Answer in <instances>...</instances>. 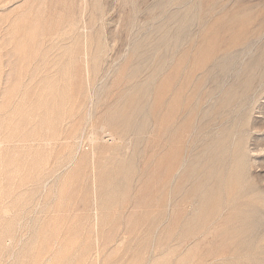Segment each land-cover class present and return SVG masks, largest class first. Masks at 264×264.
Returning a JSON list of instances; mask_svg holds the SVG:
<instances>
[{"label":"rangeland","instance_id":"rangeland-1","mask_svg":"<svg viewBox=\"0 0 264 264\" xmlns=\"http://www.w3.org/2000/svg\"><path fill=\"white\" fill-rule=\"evenodd\" d=\"M202 262L264 264V0H0V264Z\"/></svg>","mask_w":264,"mask_h":264},{"label":"bare ground","instance_id":"bare-ground-1","mask_svg":"<svg viewBox=\"0 0 264 264\" xmlns=\"http://www.w3.org/2000/svg\"><path fill=\"white\" fill-rule=\"evenodd\" d=\"M212 1H213V0H212ZM214 3H215V1H214ZM210 4H211V3H210ZM209 6H210V5H209ZM225 6H226V5H225ZM225 12H226V11H225ZM243 12H245V11H243ZM218 13H219V11H218ZM218 13H217V14H218ZM223 13H224V12H223ZM251 13H252V12H251ZM183 14H184V13H183ZM209 14H210V13H209ZM221 14H222V13H221ZM228 14H229V13H228ZM252 14H253V13H252ZM186 15H188V14H186ZM226 15H227V14H226ZM226 15H225V16H226ZM192 16H193V15H192ZM237 16H238V15H237ZM237 16H236V17H237ZM226 17H228V15H227ZM214 18H215V17H214ZM189 19H190V18H189ZM193 19H194V18H193ZM195 19H196V18H195ZM204 19H205V18H204ZM176 20H177V19H176ZM206 20H207V19H206ZM188 21H189V20H188ZM211 22H212V21H211ZM185 23H186V22H185ZM203 24H204V23H203ZM207 24H208V23H207ZM207 24H206V25H207ZM209 24H210V23H209ZM209 24H208V26H209ZM221 25H222V24H221ZM32 27H33V26H32ZM203 27H204V26H203ZM33 28H35V27H33ZM182 28H184V27L182 26ZM187 28H188V27H187ZM204 28H205V27H204ZM217 28H218V26H217ZM217 28H216V29H217ZM32 31H33V30H32ZM34 32H35V31H34ZM163 32H164V31H163ZM167 32H168V31H167ZM179 32H180V31H179ZM187 32H188V31H187ZM214 32H215V30H214ZM171 33H172V32H171ZM183 33H185V32H183ZM183 33H181V34H183ZM211 33H212V32H211ZM164 34H165V33H164ZM181 34H180V35H181ZM199 34H200V33H199ZM208 36H209V35H208ZM33 37H34V36H33ZM156 37H157V36H156ZM179 37H180V36H179ZM188 37H189V36H188ZM208 38H209V37H208ZM155 39H156V38H155ZM187 39H188V38H187ZM206 39H207V38H206ZM157 40H158V39H157ZM181 40H182V39H181ZM167 41H168V40H167ZM189 41H190V40H189ZM195 42H196V41H195ZM236 42H237V41H236ZM181 43H182V42H181ZM196 43H197V42H196ZM23 44H24V43H23ZM188 44H189V43H188ZM145 45H146V44H145ZM182 45H183V43H182ZM184 46H185V44H184ZM188 46H189V45H188ZM252 46H253V45H252ZM193 47H194V46H193ZM178 48H179V47H178ZM178 48H177V50H178ZM147 49H148V48H147ZM171 49H172V48H171ZM174 50H176V48H175ZM177 50H176V51H177ZM195 50H196V49H195ZM31 51H32V50H31ZM182 51H183V49H182ZM138 52H139V51H138ZM193 52H194V51H193ZM139 53H140V52H139ZM141 53H142V52H141ZM162 53H163V52H162ZM173 53H174V52H173ZM177 53H178V52H176V54H177ZM174 54H175V53H174ZM176 54H175V55H176ZM137 55H138V54H137ZM168 55H169V54H168ZM172 56H173V55H172ZM144 57H145V56H144ZM175 57H176V56H175ZM189 57H190V56H189ZM142 58H143V57H142ZM170 59H171V56H170ZM172 59H175V60H176V58H174V57H173ZM172 59H171V60H172ZM140 60H141V59H140ZM173 61H174V60H173ZM188 61H189V60H188ZM191 61H192V60H191ZM168 62H169V61H168ZM166 64H167V63H166ZM164 66H165V65H164ZM168 66H169V65H167V67H168ZM170 66H171V65H170ZM185 66H186V65H185ZM165 67H166V66H165ZM210 67H211V66H210ZM169 68H170V67H169ZM220 68H221V67H220ZM139 69H140V68H139ZM162 69H163V68H162ZM216 69H217V68H216ZM152 70H153V69H152ZM166 70H167V69H166ZM187 70H188V69H187ZM165 72H166V71H165ZM147 73H148V72H147ZM147 73H146V75H147ZM149 73H150V71H149ZM201 73H202V72H201ZM164 74H165V73H163V75H164ZM186 74H187V73H186ZM218 74H219V72H218ZM146 75H145V76H146ZM208 75H209V74H208ZM159 76H160V75H159ZM209 76H210V75H209ZM209 76H208V77H209ZM161 77H162V76H161ZM180 77H181V76H180ZM146 79H147V78H146ZM147 81H148V79H147ZM153 81H154V80H153ZM154 82L156 83V81H154ZM195 82H196V81H195ZM135 83H136V81H135ZM129 86H130V85H129ZM140 86H141V85H140ZM146 86H147V85H146ZM154 86H155V85H154ZM144 88H145V86H144ZM146 88H147V87H146ZM48 89H50V88H48ZM189 89H190V88H189ZM172 90H173V89H172ZM53 93H54V92H53ZM183 93H184V92H183ZM62 94H63V93H62ZM61 96H62V95H61ZM64 96H65V95H64ZM153 96H154V95H153ZM183 96H184V95H183ZM196 98H197V97H196ZM198 99H199V98H198ZM184 100H185V98H184ZM182 101H183V100H182ZM197 101H198V100H197ZM197 101H196V102H197ZM182 103H183V102H182ZM192 104H193V103H192ZM194 104H195V103H194ZM49 105H50V104H49ZM49 105H48V106H49ZM82 105H83V104H82ZM134 105H135V104H134ZM148 105H149V104H148ZM62 106H63V105H62ZM179 106H180V105H179ZM190 106H191V105H190ZM210 106H211V105H210ZM124 109H125V108H124ZM149 109H150V108H148V110H149ZM181 109H182V108H181ZM183 109H184V108H183ZM188 109H190V108H188ZM208 109H209V108H208ZM176 110H177V109H176ZM235 110H236V109H235ZM177 111H178V110H177ZM121 112H122V111H121ZM225 113H226V112H225ZM232 113H233V112H232ZM167 114H168V113H167ZM186 114H187V113H186ZM114 115H116V114H114ZM149 115H150V114H149ZM48 116H49V115H48ZM159 116H160V115H159ZM183 116H185V114H184ZM183 116H182V118H183ZM219 117H220V116H219ZM184 118H185V117H184ZM203 118H204V117H203ZM108 121H109V120H108ZM181 121H182V120H181ZM176 122H177V120H176ZM176 122H175V125H176V124L178 125L179 123H176ZM182 123H183V122H182ZM159 124H160V126H161V127H159V129H166V131H168V129H169L170 126H171L169 120H165L164 118H161V119H160V123H159ZM195 125H196V123H195ZM237 125H238V124H237ZM139 126H140V124H139ZM224 126H225V125H224ZM172 127H174V125H173ZM128 128H129V127H128ZM231 128H232V127H231ZM216 130H217V129H216ZM171 131H172V129H171ZM236 131H237V130H236ZM247 131H248V130H247ZM72 132H73V131H72ZM168 132H169V131H168ZM192 132H193V131H192ZM108 133L110 134V132H108ZM90 134H91V133H90ZM132 134H133V133H132ZM243 134H244V133H243ZM110 135H111V138H112V137H113L112 133H111ZM167 135H168V134H167ZM174 135H175V134H174ZM238 135H239V134H238ZM240 135H241V134H240ZM89 136H90V135H89ZM106 136H108V135L106 134ZM191 136H192V135H191ZM207 136H208V135H207ZM242 136H243V135H242ZM242 136H241V137H242ZM67 137H68V136H67ZM69 137H70V136H69ZM93 137H95V136H93ZM114 137H115V136H114ZM130 137H131V136H130ZM170 137H171V136H170ZM70 138H73V137H70ZM70 138H69V139H70ZM88 138H89V137H88ZM95 138H96V137H95ZM107 138H108V137H107ZM67 139H68V138H67ZM91 139H92V138H91ZM91 139H90V140H91ZM96 139H97V138H96ZM114 139H115V138H114ZM246 139H247V138H246ZM119 140H120V139H119ZM189 140H190V138H189ZM200 140H201V139H200ZM233 140H234V138H233ZM242 140H243V139H242ZM92 141H93V139H92ZM109 141H110V140H109ZM206 141H207V140H206ZM243 141H244V140H243ZM220 142H221V141H220ZM238 142H239V141H238ZM245 142H246V141H245ZM226 143H227V142H226ZM240 143H243V142L240 141ZM186 144H187V143H186ZM230 144H231V143H230ZM210 145H211V144H210ZM215 145H216V144H215ZM220 145H221V144H220ZM220 145H219V146H220ZM223 145H224V144H223ZM225 145H226V144H225ZM232 146H233V145H232ZM232 146H231V147H232ZM226 147H227V145H226ZM208 148H211V147H208ZM222 148H223V147H222ZM222 148H221V149H222ZM236 148H237V147H236ZM125 149H126V148H125ZM125 149H124V150H125ZM140 149H141V148H140ZM191 149H192V148H191ZM211 149H212V148H211ZM223 149H224V152H225V153L228 152V151L225 150V147H224ZM223 149H222V151H223ZM151 150H152V149H151ZM151 150H150V151H151ZM153 150H154V148H153ZM192 150H194V149H192ZM219 150H220V149H219ZM239 151L241 152L240 149H238V152H239ZM242 151H243V150H242ZM185 152H186V151H185ZM193 152H194V151H193ZM148 153H149V152H148ZM225 153H224V154H225ZM234 153H235V152H234ZM236 153H237V152H236ZM197 154H198V153H197ZM200 154H201V153H200ZM218 154H219V153H218ZM221 154H222V153H221ZM177 155H178V154H177ZM189 155H190V153H189ZM222 155H223V154H222ZM234 155H235V154H234ZM92 156H93V155H92ZM141 156H142V155H141ZM185 156H186V155H185ZM191 156H192V154H191ZM197 156H198V155H197ZM232 156H233V155H232ZM245 156H246V155H245ZM128 157H129V156H128ZM204 157H205V156H204ZM206 157H207V156H206ZM223 157H224V155H223ZM233 157H234V156H233ZM233 157H232V158H233ZM79 158H80V157H79ZM79 158H78V159H79ZM138 158H139V157H138ZM140 158H141V157H140ZM180 158H181V157H180ZM180 158H178V160H174L173 165L177 167V170H181V171H180V174L182 175V178L185 179V181L190 182V183L192 184L193 188L191 187V189H190L189 192H188V190H187L186 192H183V193L181 194V197L178 198L177 196H179V194L183 191V188H184V185H185V184L182 183V184H183V185H182V184L176 183V184H177V185L175 186L176 189L174 190V192H175L174 194H175V197H176V207H178V206L181 204V202L179 201V199H181L182 201H183V200H184V201H187L188 199L190 200V198H191L192 196H196V198H199V199H198L199 202H201V201H203L204 199H206L209 195H211V194L214 192L210 187H207L208 185H206V182H208L207 180H209V179H211V178L213 179V178H215V176H217V174L215 175V173H216V172H215V168L213 169V168L211 167V165H209V164L204 165V166H201V163L195 164V162L192 160L193 157H192V159H190V158H188V157H186V158L183 157L182 159H180ZM199 158H200V157H199ZM202 158H203V157H202ZM215 158H216V156H215ZM221 158H222V157H221ZM221 158H219V159H221ZM236 158H237V157H236ZM249 158H250V157H249ZM224 159H225L224 162H226L227 159H226V158H224ZM224 159H223V160H224ZM230 159H231V158H230ZM230 159H229V160H230ZM74 160H75V159H74ZM141 160H142V159H141ZM194 160H196V159H194ZM231 160H232V159H231ZM240 160H241V159H240ZM244 160L246 161L245 158H244ZM244 160H243V161H244ZM245 161H244V162H245ZM77 162H78V161H77ZM138 162H139V161H138ZM218 162H219V161H218ZM222 162H223V161H222ZM222 162H221V163H222ZM232 162H233V161H232ZM232 162H231V163H232ZM241 162H242V160H241ZM244 162H243L242 164H244ZM114 163H115V162H114ZM214 163H215V161H214ZM233 163L236 164L235 161H234ZM233 163H232V164H233ZM246 163L248 164V161H247ZM246 163H245V164H246ZM104 164H105V163H104ZM217 164H218V163H217ZM67 165H68V164H67ZM128 165H129V163H128ZM218 165H220V163H219ZM218 165H217V166H218ZM224 165H225V164H224ZM227 165H230V164H227ZM102 166H103V165H102ZM113 166H114V165H113ZM113 166H112V167H113ZM125 166H127V165H125ZM114 167H115V166H114ZM130 167H131V166H130ZM213 167H214V166H213ZM222 167H223V164H222ZM222 167L220 166L221 169H222ZM225 167H227V166H224V169H226ZM240 167H241V166H240ZM242 167H244V166H242ZM80 168H81V167H80ZM127 168H128V166H127ZM127 168H124V169H127ZM217 168H218V167H217ZM245 168H246V167H245ZM83 169H84V168H83ZM100 169H101V167H100ZM116 169H118V168H116ZM116 169H114V170H116ZM120 169H121V168H120ZM120 169H119V170H120ZM124 169H121V170H124ZM128 169H129V168H128ZM128 169H127V171L124 170V171H126L127 175H128V172H129ZM138 169H139V168H138ZM218 169H219V168H218ZM221 169H220V170H221ZM228 169H229V168H228ZM248 169H249V168H248ZM107 170H108V169H107ZM111 170H112V169H111ZM124 171H122V172H124ZM130 171H131V170H130ZM140 171H141V170H140ZM218 171H219V170H218ZM104 172H105V171H104ZM111 172H112V171H111ZM113 172H115V171H113ZM117 172H118V171H117ZM122 172H120V173H118V174L121 175ZM225 172H226V171H225ZM176 173H177V172H176ZM176 173H175V174H176ZM246 173H247V171H246ZM79 174H80V173H79ZM108 174H109V173H108ZM111 174H112V173H111ZM138 174H139V173H138ZM175 174H174V177L176 176ZM74 175H75V174H74ZM104 175H106V174H104ZM104 175H103V176H104ZM122 175H123V174H122ZM124 175H125V174H124ZM124 175H123L122 177H125ZM245 175H246V174H245ZM245 175H244V176H245ZM250 175H251V174H250ZM178 176H179V175H178ZM201 176L204 177V178H201ZM109 177H110V176H108L107 178L109 179ZM115 177H116V175H115ZM117 177H118V175H117ZM111 178H112V177H111ZM119 178H120V176H119ZM125 178H127V177H125ZM176 178H177V177H176ZM227 178H228V177L226 176V179H227ZM244 178H245V177H244ZM93 179H94V178H93ZM98 179H99V178H98ZM100 179H101V178H100ZM104 179H105V178H104ZM115 179H116V178H115ZM174 179H175V178H174ZM105 180H106V179H105ZM119 180H120V179H119ZM119 180H118V181H119ZM122 180H124V178H123ZM142 180H143V178H142ZM246 180H247V179H246ZM251 180H253V179H251ZM100 181H102V180H100ZM107 181H108V180H106V183L104 182V184H107ZM118 181L116 180V182H118ZM126 181H127V180H126ZM126 181H125V182H126ZM174 181H175V180H174ZM174 181H173V182H174ZM222 181H223V180H222ZM125 182H123V184H124ZM177 182H178V181H177ZM211 182H212V180H211ZM211 182H210V183H211ZM92 183H93V181H92ZM121 183H122V182H121ZM169 183H171V182L169 181ZM210 183H209V184H210ZM224 183H225V185H224L223 187L226 186V183H227V182L224 181ZM224 183H223V184H224ZM102 184H103V183H102ZM102 184H101V185H102ZM116 185H118V184H116ZM116 185H115V186H116ZM125 185H127V184H124V186H125ZM167 185H168V184H167ZM187 185H188V184H187ZM95 186H96V185H95ZM127 186H128V185H127ZM132 186H133V185H132ZM164 186H165V185H164ZM87 187H88V186H87ZM102 187H103V185H102ZM106 187H107V186H106ZM121 187H122V186H121ZM173 187H174V186H173ZM242 187H243V186H242ZM80 188H81V187H80ZM103 188H105V187H103ZM116 188H117V187H116ZM124 188H126V187H124ZM163 188L166 189V186L163 187ZM163 188H162V189H163ZM170 188H172V187H170ZM186 188H187V186H186ZM227 188H228V187H227ZM244 188H245V187H244ZM85 189H86V188H85ZM118 189H119V188H118ZM184 189H185V188H184ZM239 189H240V188H239ZM241 189L244 190L243 188H241ZM241 189H240V190H241ZM102 190H103V189H102ZM111 190L113 191L114 189H111ZM120 190H121V188H120ZM171 190H172V189H170V191H171ZM224 190H225V189H224ZM224 190H223V191H224ZM240 190H238V191L240 192ZM246 190H248V189H246ZM164 191H165V190H163V192H164ZM223 191H222V192H223ZM82 192H83V191H82ZM89 192H90V191H89ZM99 192H100V191H99ZM101 192H102V191H101ZM116 192H117V190H116ZM121 192H122V191H121ZM126 192H127V191H126ZM163 192H160V193H163ZM226 192H227V190H226L224 193H226ZM236 192H237V191H236ZM245 192H246V191H245ZM131 193H132V192H131ZM241 193H242V192H241ZM121 194H122V193H121ZM226 194H227V193H226ZM226 194H223V195L226 196ZM242 194H243V193H242ZM244 194H245V193H244ZM244 194H243V195H244ZM248 194H249V193H248ZM237 195H238V194H237ZM239 195H240V193H239ZM245 195H246V194H245ZM86 196H87V195H86ZM97 196H98V195H97ZM127 196H128V195H127ZM127 196H126V197H127ZM159 196L162 197V195H159ZM220 196H221V194H220ZM232 196H233V195H232ZM232 196H231V197H232ZM121 197H123V196H121ZM171 197H172V196H171ZM171 197H170V198H171ZM234 197H235V196H234ZM238 197H239V196H236V199H237ZM112 198H113V197H112ZM220 198H221V197H219V198L217 199V201H219ZM228 198H229V197H228ZM228 198H227V199H228ZM232 198H233V197H232ZM134 199H135V198H134ZM156 199H157V198H156ZM156 199H155V200H156ZM158 199H160V198H158ZM165 199H166V198H165ZM171 199H172V198H171ZM194 199H195V198H194ZM223 199H224V198H223ZM233 199H234V198H233ZM241 199H242V197H241ZM173 200H174V199H173ZM220 200H221V199H220ZM225 200H226V199H225ZM238 200H239V198H238ZM159 201H160V200H159ZM226 201H227V200H226ZM233 201L236 202V200H233ZM233 201H231V199H230V202H231V203H232ZM239 201H240V200H239ZM239 201H238V202H239ZM133 202H134V201H133ZM167 202H169V201H166V200H165L164 204H165V203L168 204ZM170 202H171V201H170ZM194 202H195V201H194ZM234 202H233V203H234ZM238 202H237V203H238ZM245 202H246V201H245ZM158 203H159V202H158ZM183 203H184V202H183ZM183 203H182V204H183ZM191 203H192V202H191ZM191 203H190V204H191ZM195 203H196V202H195ZM197 203H198V201H197ZM233 203H232V204H233ZM237 203H235V204H237ZM219 204H220V203H219ZM222 204H223V203H222ZM224 204H225V203H224ZM227 204H229V203H227ZM227 204H226V205H227ZM235 204H234V205H235ZM240 204H242V203H240ZM248 204H249V203H248ZM248 204H247V205H248ZM159 205H160V204H159ZM247 205H246V207H247ZM149 206H150V204H149ZM167 206H168V205H167ZM235 206H236V205H235ZM108 207H109V206H108ZM169 207H170V206H169ZM169 207H168V208H169ZM222 207L225 208V206H222ZM222 207H221V205H220V208H222ZM163 208H165V206H164ZM166 208H167V207H166ZM193 208H194V207H192V209H193ZM229 208H230V207H229ZM171 209H172V208H171ZM176 209H177V208H176ZM196 209H197V208H196ZM222 209H223V208H222ZM222 209H221V210H222ZM225 209H227V208H225ZM160 210H161V209H160ZM162 210H163V209H162ZM162 210H161V211H162ZM166 210H167V209H166ZM174 210H175V209H174ZM198 210H199V209H198ZM221 210H220V212H221ZM223 210H224V209H223ZM246 210H247V209H246ZM163 211H164V210H163ZM169 211H170V210H169ZM169 211H168V212H169ZM183 211H184V210H183ZM224 211H225V210H224ZM224 211H223V212H224ZM244 211H245V209H244ZM96 212H97V211H96ZM141 212H142V211H141ZM168 212H167V213H168ZM174 212H175V211H174ZM188 212H189V211H188ZM191 212H192V211H191ZM191 212H189V213L191 214ZM195 212L197 213V211H195ZM238 212L240 213V211H238ZM242 212H243V211H242ZM251 212H253V211H251ZM251 212L249 213L250 216H251ZM175 213H176V212H175ZM215 213H216V212H215ZM256 213H257V212H256ZM158 214H159V213H158ZM158 214H157V217H158ZM169 214H170V213H169ZM187 214H188V213H187ZM187 214H186V217H187ZM190 214H189V215H190ZM249 214L244 215V216H248ZM95 215H96V214H95ZM163 215H164V214H163ZM257 215H258V214H257ZM166 216H167V215H166ZM166 216H165V217H166ZM192 216H193V214H192ZM208 216H209V215H208ZM208 216H207V217H208ZM220 216H223L222 213L220 214ZM250 216L247 217V218H248V221H249ZM252 216H253V213H252ZM255 216H256V215H255ZM255 216H254V218H255ZM161 217H162V215H161ZM161 217H160V218H161ZM168 217H169V216H168ZM198 217H199V216H198ZM239 217H240V216H239ZM258 217H259V216H258ZM139 218H140V217H139ZM171 218H172V217H171ZM214 218H215V217H214ZM214 218H213V219H214ZM244 218H246V217H244ZM244 218H243V219H244ZM247 218H246V219H247ZM251 218H252V217H251ZM251 218H250V219H251ZM256 218H257V217H256ZM94 219H95V218H94ZM205 219H206V218H205ZM123 220H124V219H123ZM166 220H167V219H166ZM166 220H165V221H166ZM215 220H217V218H216ZM239 220H240V219H239ZM124 221H125V220H124ZM159 221H160V219H159ZM165 221H164V222H165ZM219 221H221V220H219ZM250 221H251V220H250ZM94 222H95V221H94ZM138 222H139V221H138ZM170 222H171V221H170ZM183 222H184V221H183ZM183 222H182V223H183ZM198 222H199V221H198ZM155 223H156V222H155ZM206 223H207V222H206ZM211 223H212V221H211ZM234 223H235V222H234ZM234 223H233V224H234ZM251 223H252V222H251ZM251 223H250V225H251ZM253 223H254V222H253ZM124 224H125V223H124ZM148 224H149V223H148ZM151 224H152V223H151ZM151 224H150V225H151ZM204 224H205V223H204ZM241 224H242V223H241ZM255 224H256V223H255ZM170 225H171V224H170ZM190 225H192V224L190 223ZM207 225H208V224H207ZM207 225H206V226H207ZM247 225H249V224H246V226H247ZM124 226H125V225H124ZM135 226H136V225H135ZM155 226H157V224H156ZM180 226H181V225H180ZM192 226H193V225H192ZM192 226H191V228H190V232L193 230ZM200 226H201V225H200ZM231 226H232V225H231ZM237 226H238V225H237ZM256 226H257V225H256ZM193 227H194V226H193ZM228 227H229V226H228ZM228 227H227V228H228ZM90 228H91V227H90ZM205 228H206V227H205ZM205 228H204L203 232H204L205 230H207V229H205ZM212 228H213V226H212ZM212 228H211V229H212ZM227 228H226V229H227ZM248 228H251V227H248ZM112 229H113V228H112ZM144 229H145V228H144ZM157 229H158V228H157ZM228 229H230V228H228ZM246 229H247V227H246ZM246 229H245V230H246ZM251 229H252V228H251ZM110 230H111V229H110ZM181 230H182V229H181ZM187 230H188V229H187ZM234 230H235V229H234ZM237 230H238V229H237ZM243 230H244V229H243ZM254 230H255V229H254ZM88 231H89V229H88ZM127 231H128V230H127ZM194 231H195V230H194ZM209 231H210V229H209ZM226 231H227V230H226ZM229 231H230V230H229ZM156 232H157V231H156ZM205 232H206V231H205ZM224 232H225V230H224ZM227 232H228V231H227ZM129 233H130V232H129ZM178 233L180 234L179 231H178ZM181 233H183V230H182ZM186 233H187V232H186ZM193 233H194V232H193ZM206 233H207V232H206ZM235 233H236V232H235ZM235 233H234V234H235ZM238 233H239V232H238ZM161 234H163V232H162ZM179 234H178V235H179ZM194 234H195V233H194ZM204 234H205V233H203V235H204ZM239 234H240V233H239ZM95 235H96V234H95ZM122 235H123V234H122ZM164 235H165V234H164ZM180 235H182V234H180ZM201 235H202V233H201ZM226 235H227V234H226ZM108 236H109V235H108ZM117 236H118V235H117ZM191 236L193 237V235H191ZM191 236H190V238H191ZM199 236H200V235H199ZM235 236H236V235H235ZM120 237H121V236H120ZM161 237H162V236H161ZM176 237H177V236H176ZM194 237H195V236H194ZM241 237H242V236H241ZM245 237H246V236H245ZM245 237H243V241H244V238H245ZM99 238H100V237H99ZM179 238H180V237H179ZM185 238H186V236H185ZM185 238H184V241L186 240ZM218 238H219V237H218ZM188 239H189V238H188ZM193 239H194V238H193ZM193 239H192V240H193ZM237 239H238V238H237ZM239 239H241V238H239ZM161 240H162V239H161ZM174 240H175V239H174ZM176 240H178V239H176ZM179 240H180V239H179ZM194 240H195V239H194ZM229 240H230V239H229ZM233 240H234V239H233ZM245 240H246V239H245ZM182 241H183V239H182ZM195 241H196V240H195ZM226 241H227V240H226ZM231 241H232V240H231ZM249 241H250V240H249ZM189 242H190V241H189ZM239 242H240V240H239ZM146 243H147V242H146ZM179 243H180V242H179ZM192 243H193V242H192ZM244 243H245V241H244L243 243H241V244L244 245ZM236 244H237V242H236ZM241 244H240V245H241ZM246 244H247V243H246ZM246 244H245V245H246ZM162 245H163V244H162ZM177 245H178V244H177ZM187 245H190V244H187ZM191 245H192V244H191ZM221 245H222V244H221ZM250 245H251V244H250ZM170 246H172V245H170ZM173 246H174V245H173ZM165 247H166V246H165ZM185 247H186V246H185ZM219 247H220V246H219ZM221 247H222V246H221ZM241 247H242V246H240V248H241ZM251 247H252V245H251ZM224 248H225V246H224ZM219 249H220V248H218V250H219ZM231 249H232V248H231ZM231 249H230V250H231ZM238 249H239V248H238ZM210 250H211V249H210ZM208 251H209V250H208ZM238 251H239V250H238ZM245 251H246V250H245ZM247 251H248V250H247ZM251 251H252V250H251ZM125 252H126V251H125ZM163 252H165V251H163ZM206 252H207V251H206ZM206 252H205V253H206ZM214 252H215V251H214ZM214 252H213V254H214ZM216 252H218V251L216 250ZM221 252H222V251H221ZM179 253L182 254L183 251H182V252H179ZM205 253H204V254H205ZM208 253H209V252H207V254H208ZM202 254H203V253H202ZM202 254H200V256H201ZM213 254H212V255H213ZM252 254H253V253H252ZM252 254L250 253V255H252ZM210 255H211V254H210ZM154 256H155V255H154ZM207 256L209 257V254H208ZM197 257H198V256H197ZM219 258H220V257H219ZM221 258H222V257H221ZM208 259H209V258H208ZM194 260H195V259H194ZM252 260H253V259H252ZM262 260H263V259H262ZM176 261H177V260H176ZM207 261H208V260H207ZM193 262H194V261H193ZM195 262H196V261H195ZM212 262H213V261H212ZM212 262H211V263H212ZM202 263H203V262H202ZM206 263H207V262H205V264H206ZM211 263H210V264H211ZM196 264H197V263H196ZM203 264H204V263H203ZM259 264H261V263H259Z\"/></svg>","mask_w":264,"mask_h":264}]
</instances>
